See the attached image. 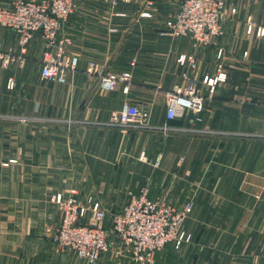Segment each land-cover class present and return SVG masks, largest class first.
<instances>
[{
    "label": "crops",
    "instance_id": "0c3cea01",
    "mask_svg": "<svg viewBox=\"0 0 264 264\" xmlns=\"http://www.w3.org/2000/svg\"><path fill=\"white\" fill-rule=\"evenodd\" d=\"M73 1L54 41L65 39L64 54L78 59L62 83L40 76L54 43L37 32L21 49L0 25L2 49L15 59L0 63V264H84L47 252L60 220L49 196L74 191L111 214L141 186L152 199L193 202L190 241L176 252L167 244L155 264H264V38L256 34L264 0H224L221 34L199 47L160 35L180 0ZM126 69L127 88L101 87L102 74ZM220 72L225 80L210 91L203 77ZM190 80L203 96L200 120L190 112L167 120L166 93ZM124 103L144 106L147 125H108ZM117 259L96 264H134Z\"/></svg>",
    "mask_w": 264,
    "mask_h": 264
},
{
    "label": "built area",
    "instance_id": "2783aa9c",
    "mask_svg": "<svg viewBox=\"0 0 264 264\" xmlns=\"http://www.w3.org/2000/svg\"><path fill=\"white\" fill-rule=\"evenodd\" d=\"M111 7L117 3L132 0H107ZM73 0H15L8 7L0 8V25L13 29L18 34V45L24 49L34 33H41L47 43H54L62 22L74 10ZM231 13L235 10L231 9ZM227 15L224 0H180L175 13L170 15L160 30V35L173 38L189 36L194 47L215 43L222 32V20ZM252 26H247L251 31ZM256 34L264 38V28H257ZM66 40L54 43L55 50L48 52L41 62L42 79L62 83L68 72L77 67L76 56L64 54ZM191 66H194L193 58ZM184 57L179 60L184 61ZM15 60L2 49L0 44V63L7 65ZM225 73L216 77H203L210 91L217 81L225 80ZM131 80L130 70L106 72L100 77L105 90L113 89L116 83L127 88ZM167 120L183 116L186 112L193 120H200L203 109V96L193 81L182 87H174L165 96ZM148 110L144 106L124 103L120 109L112 110L107 124L116 127L130 125L146 126L149 120ZM164 130H168L166 126ZM155 159L154 165H159ZM50 201L60 211V220L52 236L55 245L73 255L84 264H96L111 249L128 257L136 264H153L155 254L166 244L179 248L189 241L190 234L184 227V221L192 211L193 202L188 200L181 206L149 197L147 186L128 193L126 203L109 216L99 201L78 198L74 191L68 196L53 193ZM119 240L115 243L114 238Z\"/></svg>",
    "mask_w": 264,
    "mask_h": 264
},
{
    "label": "rangeland",
    "instance_id": "374dc122",
    "mask_svg": "<svg viewBox=\"0 0 264 264\" xmlns=\"http://www.w3.org/2000/svg\"><path fill=\"white\" fill-rule=\"evenodd\" d=\"M34 1H37V0H34ZM49 169H51V167H49ZM54 169H58L57 167H54ZM41 172H43V171H40V173ZM51 196V195H50ZM50 196H49V199H50ZM166 202V201H165ZM167 203H169V202H167ZM107 215H108V217H107V224L109 225V223H110V221H109V216H110V214L109 213H107ZM186 220H187V218L185 219V221H184V227H186ZM56 227H57V224H56V226L51 230V233L49 234V240H50V243H51V246L50 247H47L48 248V250H47V252L49 251V254H54V253H65V251H61L56 245H55V243H54V241H53V238H52V236H53V234H54V231H55V229H56ZM186 229V228H185ZM187 230V229H186ZM189 234H190V232H188ZM190 239H191V234H190ZM190 239H189V241H190ZM189 241H187V242H185V243H183L179 248H175L171 243H168V244H170L171 245V247L173 248V250L176 252V251H180L181 249H182V247L185 245V244H187ZM167 245V244H166ZM165 245V246H166ZM165 246L162 248V249H160L157 253H159L160 251H162L164 248H165ZM46 251V250H45ZM46 252V253H47ZM157 253L155 254V257L157 256ZM106 255H108V257L110 258V260L112 259V260H114L115 261V263H116V260L118 261V257H122V258H126V259H128V260H130L128 257H126V256H123V255H120V254H118L116 251H114V250H110L108 253H106ZM155 257H154V263L153 264H155ZM131 261V260H130ZM132 262V261H131ZM133 263V262H132ZM134 264H136V263H134Z\"/></svg>",
    "mask_w": 264,
    "mask_h": 264
},
{
    "label": "water",
    "instance_id": "95a60500",
    "mask_svg": "<svg viewBox=\"0 0 264 264\" xmlns=\"http://www.w3.org/2000/svg\"><path fill=\"white\" fill-rule=\"evenodd\" d=\"M114 241L116 244H118V242H119V240L116 237L114 238Z\"/></svg>",
    "mask_w": 264,
    "mask_h": 264
},
{
    "label": "trees",
    "instance_id": "16d2710c",
    "mask_svg": "<svg viewBox=\"0 0 264 264\" xmlns=\"http://www.w3.org/2000/svg\"><path fill=\"white\" fill-rule=\"evenodd\" d=\"M108 226H109V225H108V224H106V227H107V228H108Z\"/></svg>",
    "mask_w": 264,
    "mask_h": 264
}]
</instances>
